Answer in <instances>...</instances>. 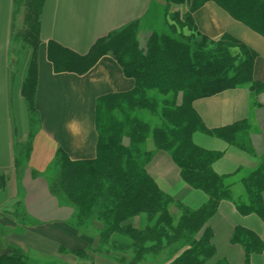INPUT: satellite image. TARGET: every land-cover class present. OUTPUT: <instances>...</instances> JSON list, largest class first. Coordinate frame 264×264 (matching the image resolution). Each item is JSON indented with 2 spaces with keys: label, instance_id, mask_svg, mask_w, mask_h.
I'll return each mask as SVG.
<instances>
[{
  "label": "trees",
  "instance_id": "obj_1",
  "mask_svg": "<svg viewBox=\"0 0 264 264\" xmlns=\"http://www.w3.org/2000/svg\"><path fill=\"white\" fill-rule=\"evenodd\" d=\"M173 1L171 4L182 3ZM209 1L264 38V0H186L188 13L180 15L169 6L155 3L162 8L160 28L150 21L132 22L97 40L84 56L48 42L47 59L55 72L81 75L107 55L133 80L134 87L127 93L97 99L95 158L71 162L57 151L53 158L57 172L45 179L58 204L72 210L68 225L94 240L96 247L72 251L58 248L55 254L31 248L23 251L11 244L10 230L0 225V264H69L63 259L66 255L80 260L76 264H85L95 256L112 259L116 264H228L218 257L210 225L219 203L229 202L241 216L255 215L264 223V155L246 174L239 169L219 175L213 164L222 153L203 149L193 140V135L200 133L243 150L236 139L245 122L208 130L194 111L193 102L237 88L253 94L264 88L252 78L254 51L228 35L210 40L197 31L191 15ZM22 2L23 23L12 35L11 54L15 44L21 55L29 53L21 96L29 116L36 119V54L42 0ZM153 9L150 13L158 10ZM144 33L147 38L141 48L139 36ZM139 110L153 117L155 124L149 126L133 116ZM34 124L31 121L30 128ZM124 139L128 140L126 145ZM147 141H151L150 150ZM31 148L28 139L18 148L20 153L13 165L16 172L21 166L27 167ZM151 152L167 154L181 181L202 193L206 201L190 208L162 192L146 172ZM13 204L11 217L24 225L20 201ZM172 209L178 214L174 215ZM135 217H144L143 229L126 224ZM116 236L125 242L120 243L114 239ZM229 243L241 247L245 264H249L250 256L264 252V242L239 226L234 227Z\"/></svg>",
  "mask_w": 264,
  "mask_h": 264
},
{
  "label": "crops",
  "instance_id": "obj_2",
  "mask_svg": "<svg viewBox=\"0 0 264 264\" xmlns=\"http://www.w3.org/2000/svg\"><path fill=\"white\" fill-rule=\"evenodd\" d=\"M15 1L0 0V178H3V184L0 183V207L21 200L24 216L34 224L30 229L38 230V233L30 235V244L37 250L47 251L46 247L35 244L47 240L66 247L80 241L82 236L68 225L72 210L59 205L50 195L42 176L32 178L28 169L18 171L19 174L15 171L16 150L31 136L30 164L32 168L38 169L47 166L50 156H54L57 151H61L71 162L94 159L97 144L94 109L97 99L127 93L134 87L133 80L127 78L115 60L107 55L99 58L81 75L55 72L47 59V44L54 42L62 49L84 56L97 40L132 22L142 24L154 7L158 9L154 5L161 4V0H42L38 29L40 44L36 54V119L29 116L21 96L29 53L21 55L18 62L17 58L14 59L16 66H12L11 39L21 26L16 24ZM191 16L202 36L217 40L228 35L254 51L256 58L252 78L255 83L264 84V38L233 20L211 1L197 8ZM74 81L84 82L89 95L84 132L72 128V125L69 129L66 127L67 122L72 123L68 109L55 115L49 105L56 86L69 85ZM253 99L248 89L237 88L193 102L194 111L208 130L240 122L252 126L251 122H256L257 129L245 139L253 150L251 153L205 134L194 135L195 144L201 148L222 153L221 158L213 164V170L219 175H229L239 169L246 174L258 166L264 155V108L253 107ZM257 99L264 105V93ZM30 119L35 123L32 128ZM145 168L159 189L174 200L190 208H198L206 201L202 193L192 190L181 181L177 167L167 154L154 153ZM218 211L210 223L223 235L220 239L214 234L213 238L218 257L226 258L230 264H243L241 251L227 245L229 234L234 227L239 226L254 232L264 242V223L255 215L241 216L226 201L220 203ZM136 223L137 228L143 227L144 217H138ZM126 224L134 226L135 223ZM37 235L41 239L34 237ZM114 239L120 238L116 236ZM72 246L78 248L76 244ZM249 264H264V252L250 256Z\"/></svg>",
  "mask_w": 264,
  "mask_h": 264
},
{
  "label": "rangeland",
  "instance_id": "obj_3",
  "mask_svg": "<svg viewBox=\"0 0 264 264\" xmlns=\"http://www.w3.org/2000/svg\"><path fill=\"white\" fill-rule=\"evenodd\" d=\"M171 1H173V0H161V5H164V6H169L168 8H169V10L170 9H172V11H174V12H178V13H180V15H184V14H186V13H188L189 12V4L186 2V0H182V3L181 4H171ZM175 1V0H174ZM173 1V2H174ZM177 1V0H176ZM16 3V9H15V11H16V13H15V15L17 16V18H16V24H18V25H22V23H23V18H24V10H23V2H22V0H16L15 1ZM171 4V5H170ZM21 8H22V10H21ZM160 9H162L161 8V6L159 7V9L157 10V12H152V13H150V15L148 14L147 16V18L146 19H144V22L142 23V24H145L146 22H148V21H150L151 23H154L155 24V26L154 27H156V28H160L161 27V18H160V16H159V14L161 13L160 12ZM185 34H186V32H184ZM146 38H147V33H144L143 35H141V36H139V40H140V46H141V48H143L144 46H145V41H146ZM218 40V39H217ZM12 58H13V65L12 66H16V64L14 63V59H16L17 58V62H18V60L20 59V56H21V54L19 53V51H18V46H17V44H15L14 45V51L12 52ZM20 55V56H19ZM16 62V63H17ZM261 93H264V88L261 90V91H256L254 94L252 93V95L254 96V99L252 100L253 102H252V105H253V107L254 106H258L259 108H264V105L263 104H261L260 103V101L257 99V97L261 94ZM180 100H181V98H180V96H179V98H178V103H180ZM260 103V104H259ZM133 114V113H132ZM133 116H137L138 117V119L141 121V122H143V123H145V124H147V125H149V126H152L153 124H155V123H153V120H154V118L153 117H151L150 115H148V113H146L145 111H141V110H139V111H137L136 112V115H134L133 114ZM254 122V123H253ZM251 124H252V126L250 125L249 126V124L248 123H245L244 125H245V127H244V130H242V132L239 134V136L237 137V139H236V142H237V144L239 143V145L242 147V149L244 150V151H253L252 150V148H251V146H249V144H247L246 142H245V139H247V137H248V135H249V133H251V132H254L256 129H257V127H256V122L255 121H252L251 122ZM251 127V128H250ZM197 133H195L194 135H196ZM194 135H193V137H194ZM244 135V136H243ZM243 138H244V140H243ZM28 140L31 142L32 141V139H31V136L28 138ZM151 141H147V143H146V145L147 146H149V150L151 149L150 148V143ZM128 143V140L127 139H124V144L126 145ZM20 149H18V150H16L17 151V154H18V156H19V153H20V151H19ZM241 150V149H240ZM152 151H153V149H152ZM152 153V156H153V152H151ZM56 154V153H55ZM55 156V155H54ZM54 156L53 155H51L50 156V159H49V161H48V163H47V166H44L42 169H38V168H32L31 167V160H30V157L28 158L29 159V161H28V164H27V167L26 168H24V166H21L20 168H19V171L20 170H33V171H36L37 173H39V174H37V175H33V173H31V171H30V174H31V177L32 178H36V177H38V176H42L44 179H48V178H50V176L51 175H53V173L55 174L56 172H57V170H55L56 168H55V165L53 164V158H54ZM263 156V155H262ZM261 156V157H262ZM261 159V158H260ZM17 173L19 174V172L17 171ZM33 176H35V177H33ZM46 177V178H45ZM46 181V180H45ZM49 190V189H48ZM50 191V190H49ZM51 196H52V194H50ZM54 197V196H53ZM20 201V203H21V200H19ZM18 202V201H17ZM15 203V202H14ZM221 203V202H220ZM220 203H219V205H220ZM14 204H13V202L12 203H10V204H5V205H3L2 207H0V212H1V216H2V218H1V220H0V225H2V226H5V228H7L8 229V231L10 230V236H9V241L11 242V244L12 245H15V246H17V247H19L20 249H22L23 251H27L28 250V248H31V249H34V250H36V251H38V252H41V253H48V254H55V253H57V252H55V251H57V249L58 248H63V249H65L66 251H72V250H85V249H87V250H89L90 248H88L89 246H92V247H96V242L94 241V240H92V239H90V238H88V237H86V236H82V239L80 240V241H78L77 243H74V244H72V245H77L78 246V248H74V246H72V245H69V246H66V247H64V246H61V245H59V244H56L55 245V243H53L52 241H41V243L40 244H35V245H39V246H42L43 248L44 247H46V249H47V251H43L42 249V251H40V250H37V249H35V248H33V246L30 244V242H29V239H30V235H32V233H38V230H34V231H32V229H30L31 228V226H34V224L32 223L31 224V222H29V220L26 218V217H22V219H23V221H24V225H19L16 221H15V219H13V217H11V215H10V213H11V210H12V206H13ZM21 205H22V203H21ZM219 205H218V208H217V213L219 212L218 211V209H219ZM14 207V206H13ZM2 209H4V210H2ZM11 209V210H10ZM172 213L175 215H177L178 214V211L176 210V209H172ZM217 213L214 215V217L213 218H215V216L217 215ZM213 218L210 220V223H211V221L213 220ZM138 219V217H135V218H131V219H129L126 223H130V222H132V221H134V226L137 228V223H136V220ZM36 225V224H35ZM132 225V224H131ZM70 227V226H69ZM214 227V226H213ZM10 228V229H9ZM139 229H143V227L141 226V228H139ZM214 229V230H213ZM234 229V228H233ZM212 230H213V235L214 234H216V236H218L220 239H221V237H223V235H221V232H218L217 231V228L216 227H214V228H212ZM233 231V230H232ZM231 234H232V232L229 234V237H228V240H227V245H229V246H235V247H237L240 251H241V253L243 254V264H245V255H244V253H243V251H242V249H241V247L239 246V245H231L230 243H229V241H230V237H231ZM36 239H41L40 238V236L39 235H37V236H34ZM123 238H121L120 237V239H117L120 243H123V241L124 240H122ZM37 243V242H36ZM220 243L221 244H223L221 241H220ZM76 246V247H77ZM35 247V246H34ZM39 248V247H38ZM56 248V249H55ZM220 249L222 250V253L224 252V250H223V248H221L220 247ZM92 258V257H91ZM63 259L67 262V263H69V264H76V263H80V262H78V261H80V260H78V259H76L75 257H73L72 255H66V256H63ZM80 259V258H79ZM213 259H215V258H213ZM216 260V259H215ZM224 260L228 263V264H230V262L226 259V258H224ZM212 261H214V260H212ZM88 262H90V263H92V264H116L112 259H107V258H103V257H99V256H95L93 259H91V261L89 260V261H86V262H84L85 264H89ZM211 262V261H210Z\"/></svg>",
  "mask_w": 264,
  "mask_h": 264
},
{
  "label": "bare ground",
  "instance_id": "obj_4",
  "mask_svg": "<svg viewBox=\"0 0 264 264\" xmlns=\"http://www.w3.org/2000/svg\"><path fill=\"white\" fill-rule=\"evenodd\" d=\"M86 88V84L79 81L71 82L69 85L60 84L55 87L56 91L53 92L49 99L50 109L55 115L66 109L71 112L69 118L73 124L67 122L66 127L68 129L72 125V128L84 132L86 123L85 114L88 112L89 108V95Z\"/></svg>",
  "mask_w": 264,
  "mask_h": 264
}]
</instances>
